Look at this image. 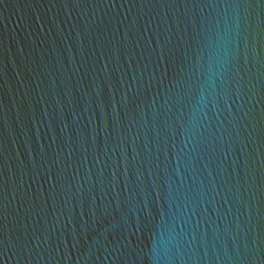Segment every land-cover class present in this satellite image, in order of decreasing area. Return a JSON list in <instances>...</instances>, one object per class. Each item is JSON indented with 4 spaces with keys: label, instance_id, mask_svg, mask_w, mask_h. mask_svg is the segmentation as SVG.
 Instances as JSON below:
<instances>
[{
    "label": "water",
    "instance_id": "95a60500",
    "mask_svg": "<svg viewBox=\"0 0 264 264\" xmlns=\"http://www.w3.org/2000/svg\"><path fill=\"white\" fill-rule=\"evenodd\" d=\"M0 264H264V0H0Z\"/></svg>",
    "mask_w": 264,
    "mask_h": 264
}]
</instances>
